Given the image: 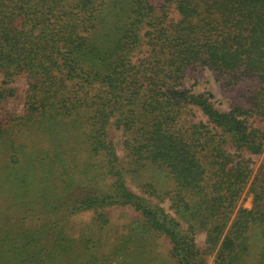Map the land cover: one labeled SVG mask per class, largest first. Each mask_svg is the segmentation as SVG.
<instances>
[{
	"label": "trees",
	"instance_id": "1",
	"mask_svg": "<svg viewBox=\"0 0 264 264\" xmlns=\"http://www.w3.org/2000/svg\"><path fill=\"white\" fill-rule=\"evenodd\" d=\"M159 1L0 0V109L26 85L0 116V264L69 258L68 218L112 206L169 237L178 264H201L179 221L127 188L124 164L169 177L173 215L212 244L249 185L221 256L250 239L264 253V130L248 120L264 123V0ZM197 67L228 86L257 78L251 109L186 88Z\"/></svg>",
	"mask_w": 264,
	"mask_h": 264
},
{
	"label": "rangeland",
	"instance_id": "2",
	"mask_svg": "<svg viewBox=\"0 0 264 264\" xmlns=\"http://www.w3.org/2000/svg\"><path fill=\"white\" fill-rule=\"evenodd\" d=\"M151 2L157 10L160 1L151 0ZM140 56V54L137 55V57ZM13 85L16 88L15 96L7 101L4 109H0V116H3L6 111L15 109L19 111L22 108L26 90L25 81L19 80ZM184 86L193 87L195 91L211 92L216 105L223 110L228 111L236 107L249 110L251 109L250 99L258 91L259 82L255 77H246L228 86L223 77L197 67L188 74ZM248 120L249 122L254 120L253 126L264 130V123L254 118ZM116 149L118 155L123 158L124 152L121 146L117 145ZM71 153L77 154L75 151ZM263 158L264 156L261 155L256 159L255 170L264 162ZM123 167H125L124 180L127 188L142 196L154 208L163 210L179 221V229L183 235H189L194 240V245L200 253L201 264H264V253L261 245L255 248V239L249 240L248 249L243 256L227 258L223 256V253L221 256L220 245L233 224L236 211L238 208L247 210L252 208L253 200L252 194L248 191L249 185L236 201L235 208L219 238L212 244L207 240L204 226L189 229V223L173 215L174 212L170 208L172 203L170 196L173 194L174 184L169 177H164L156 167L151 165L140 169L138 174L132 172L131 166L127 167L124 164ZM76 180V183L81 181L78 177ZM155 188L156 191L153 190ZM3 204L0 200V205ZM10 212L16 213L12 209ZM97 217L105 219V222L97 223ZM65 225L68 232L69 258L60 260L50 258V264H55L54 260L57 259V264H178L180 259L175 255L174 244L169 237L153 228L139 212L130 206L107 207L99 213L94 210L80 211L70 216ZM261 228L255 232L259 236L264 226L263 229ZM260 243L263 245L262 241Z\"/></svg>",
	"mask_w": 264,
	"mask_h": 264
}]
</instances>
